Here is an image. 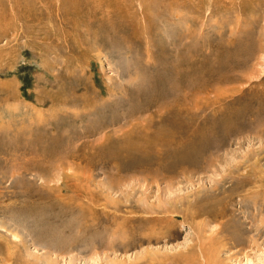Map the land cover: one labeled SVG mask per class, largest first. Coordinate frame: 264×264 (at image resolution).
<instances>
[{"label":"rangeland","instance_id":"obj_1","mask_svg":"<svg viewBox=\"0 0 264 264\" xmlns=\"http://www.w3.org/2000/svg\"><path fill=\"white\" fill-rule=\"evenodd\" d=\"M0 264H264V0H0Z\"/></svg>","mask_w":264,"mask_h":264},{"label":"bare ground","instance_id":"obj_2","mask_svg":"<svg viewBox=\"0 0 264 264\" xmlns=\"http://www.w3.org/2000/svg\"><path fill=\"white\" fill-rule=\"evenodd\" d=\"M22 1V0H21ZM218 217V216H217ZM216 218V217H215Z\"/></svg>","mask_w":264,"mask_h":264}]
</instances>
